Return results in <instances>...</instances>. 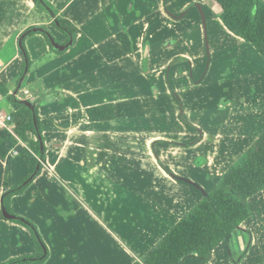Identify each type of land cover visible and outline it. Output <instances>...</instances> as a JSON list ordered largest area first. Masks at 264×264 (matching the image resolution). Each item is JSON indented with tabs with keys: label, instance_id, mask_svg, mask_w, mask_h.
Returning <instances> with one entry per match:
<instances>
[{
	"label": "crops",
	"instance_id": "1",
	"mask_svg": "<svg viewBox=\"0 0 264 264\" xmlns=\"http://www.w3.org/2000/svg\"><path fill=\"white\" fill-rule=\"evenodd\" d=\"M47 1L76 28L74 43L59 53L42 34L26 38L30 64L21 77L20 40L36 25V6L33 0H0V109L14 113L13 101L37 105L46 148L40 175L12 197L11 214L37 227L49 253L44 264L141 262L263 134L264 59L225 27L214 0ZM49 24L58 43H68ZM161 73L177 101L182 97V110L178 121L160 124L167 136L151 140L149 164H96L94 150H87L88 164L59 168V141L91 148L96 135L105 139L112 124L127 123L91 122L88 108L113 103L123 109L132 94L150 93V86L156 92ZM167 108H175L169 96ZM143 123L137 116V125ZM29 138L37 140L33 133ZM24 148L20 141L0 157V264L34 254L30 230L2 217L4 193L28 176ZM253 197L245 231L233 235L235 246L221 243L209 261L191 255L183 264L264 263Z\"/></svg>",
	"mask_w": 264,
	"mask_h": 264
},
{
	"label": "trees",
	"instance_id": "2",
	"mask_svg": "<svg viewBox=\"0 0 264 264\" xmlns=\"http://www.w3.org/2000/svg\"><path fill=\"white\" fill-rule=\"evenodd\" d=\"M214 1L222 8L221 20L225 27L234 35L253 45L264 58V51H262L264 49V1ZM33 2L36 9L45 11L49 15L51 26L63 33L67 37V42L72 37L75 38L76 28L70 21L56 16L53 6L47 0H33ZM52 18L54 20L51 21ZM36 27L32 26L24 32L28 33L20 45L21 54L25 59L21 77L28 72L27 63L30 64L25 45L26 38L36 33L42 34L46 37L51 49L58 52L47 34L32 31ZM43 28L52 35L46 26ZM55 41L58 42L56 39ZM0 89L2 90L1 84ZM13 104L15 107L12 113L13 132L1 131L0 157L5 158L20 141L24 142L28 148L21 151V159L28 176L23 183L4 193L3 206L10 213H12V197L24 192L26 187L40 175L43 163L46 161L43 125L40 121L38 106L34 105L31 100L13 101ZM87 115L91 122L114 121L117 118L113 103L90 107L87 109ZM29 133L35 134L37 140H31ZM258 145H264V132L224 175L220 184L206 194L202 201L179 221L141 262L135 264H183V259L191 255L209 261L213 251L221 243H226L229 247L233 235L238 230L245 231L242 223L250 216L248 200L264 191V186H262L264 185V155L260 153ZM13 221L30 230L34 254L11 259L5 264H44L49 253L37 227L23 217Z\"/></svg>",
	"mask_w": 264,
	"mask_h": 264
},
{
	"label": "rangeland",
	"instance_id": "3",
	"mask_svg": "<svg viewBox=\"0 0 264 264\" xmlns=\"http://www.w3.org/2000/svg\"><path fill=\"white\" fill-rule=\"evenodd\" d=\"M32 23L36 24L35 26H44L49 22V16L45 11L36 9L34 16L31 18ZM51 28V24H49ZM61 44V43H59ZM163 44V43H162ZM65 45V44H63ZM150 46V43H148ZM158 47H154V53L158 50ZM164 48V47H161ZM27 50V49H26ZM163 52L161 49L160 53ZM61 53V52H59ZM164 54V53H162ZM137 55L134 46L130 47L129 57ZM262 56V55H261ZM264 59V58H263ZM150 66V62H148ZM160 70L164 73L165 66L163 64L159 65ZM143 68V67H140ZM162 74V73H161ZM163 76H156L158 80H161L157 91L152 94L153 87L150 86V93H134L130 96L127 102H129L125 108L117 110V119H127L125 126H120L117 124H112L111 129L104 130L109 131L110 133L106 134V138L102 139L95 136L93 140V146L88 148L87 142L84 144H78L76 141L71 140L70 142H65L64 144L59 141V168L66 166L67 164H74L75 166L81 163H89L88 159H93L96 164H107L115 165L120 163H127L130 165L143 163L149 164L148 161L151 155L152 149V139L166 137L167 134L163 130H158L162 128L161 123L167 124V120H176L178 118L179 109H181V101L177 98L179 94L172 89V86L167 85V79L164 74ZM146 80V79H145ZM168 90V91H167ZM167 96L172 97L175 101V108H167ZM140 97V98H138ZM180 98V97H179ZM176 99V100H175ZM138 100V101H137ZM179 104V106L177 105ZM1 108V106H0ZM140 114V115H139ZM144 117V123L140 126L137 125V116ZM121 117V118H120ZM102 129V128H101ZM96 131L101 132L103 136V129ZM72 139V138H70ZM219 144V143H218ZM87 150H94L95 157L88 156ZM84 151V152H83ZM213 165L209 166L212 169ZM218 169V165H215ZM55 175V174H54ZM53 175L51 180H56L59 183V180L56 176ZM70 175V174H69ZM71 176V175H70ZM59 188V187H58ZM55 192V191H54ZM56 195V194H54ZM59 197V192L56 195ZM251 201L253 205V211L255 212L254 220L257 226H255V233L258 239V245H264V194L261 193ZM249 218V217H248ZM247 218V219H248ZM246 219V220H247ZM245 220V221H246ZM238 235V234H237ZM236 235V236H237ZM233 241L230 243V248L235 246ZM261 246V247H262ZM263 256V254H260ZM48 259V258H47ZM47 261V260H46ZM45 261V262H46ZM261 264H264L263 262Z\"/></svg>",
	"mask_w": 264,
	"mask_h": 264
},
{
	"label": "water",
	"instance_id": "4",
	"mask_svg": "<svg viewBox=\"0 0 264 264\" xmlns=\"http://www.w3.org/2000/svg\"><path fill=\"white\" fill-rule=\"evenodd\" d=\"M32 31H34V32H41V33L47 34L49 36V39H50L51 43L53 44L54 48L56 50H59V51L66 50L67 48L71 47L73 45V43H74V39L71 38L70 41L68 43H66L65 45L59 44L58 42L55 41V38L53 37V35H51L44 28H41V27L34 28V29H32ZM27 33H24L22 35L21 40H20V45L22 44V41H23L24 37H26ZM70 36L72 37V35H70ZM3 216L6 219H9V220L19 219L18 216H16L15 214H11L9 211H7V209L5 207H3Z\"/></svg>",
	"mask_w": 264,
	"mask_h": 264
},
{
	"label": "built area",
	"instance_id": "5",
	"mask_svg": "<svg viewBox=\"0 0 264 264\" xmlns=\"http://www.w3.org/2000/svg\"><path fill=\"white\" fill-rule=\"evenodd\" d=\"M2 71V67L0 66V73ZM12 114L4 112L0 109V131L6 130L9 132H13V124H12Z\"/></svg>",
	"mask_w": 264,
	"mask_h": 264
},
{
	"label": "snow or ice",
	"instance_id": "6",
	"mask_svg": "<svg viewBox=\"0 0 264 264\" xmlns=\"http://www.w3.org/2000/svg\"><path fill=\"white\" fill-rule=\"evenodd\" d=\"M262 51H264V49H262ZM259 151L262 155H264V145H258ZM264 186V185H262Z\"/></svg>",
	"mask_w": 264,
	"mask_h": 264
}]
</instances>
